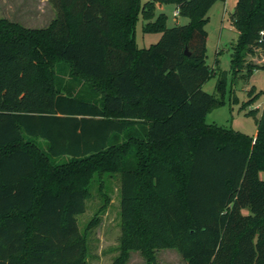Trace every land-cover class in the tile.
<instances>
[{
  "label": "trees",
  "instance_id": "obj_1",
  "mask_svg": "<svg viewBox=\"0 0 264 264\" xmlns=\"http://www.w3.org/2000/svg\"><path fill=\"white\" fill-rule=\"evenodd\" d=\"M47 2L45 27L0 18V264H83L75 216L93 184L108 200L103 174L119 180L110 264L129 251L158 264L159 249L186 264H264V105L253 137L204 121L224 103L202 89L216 0ZM156 3L188 22L167 27ZM139 15L142 32L161 34L148 47L134 41ZM231 24L234 77L264 70L245 61L264 51V0H236ZM62 67L92 96L60 91Z\"/></svg>",
  "mask_w": 264,
  "mask_h": 264
},
{
  "label": "rangeland",
  "instance_id": "obj_2",
  "mask_svg": "<svg viewBox=\"0 0 264 264\" xmlns=\"http://www.w3.org/2000/svg\"><path fill=\"white\" fill-rule=\"evenodd\" d=\"M144 1L146 0H139L140 4ZM235 3L236 0H216L206 14L205 62L214 68V73L202 84V89L208 93H215L224 103L213 107L206 114L204 121L253 137L256 133V119L259 118L264 105V70H252L246 74V69H242L236 77L230 71L232 45L237 38V30L231 24ZM175 8L172 3H162L161 9L156 7L155 14L165 13L167 27L186 24L187 17L173 16ZM53 16L54 11L47 0H0V18L23 27H45ZM142 23L144 21L139 15L134 25V41L137 47H148L156 43L161 34L142 32ZM263 60L264 51L258 48L245 56V61L256 64H262ZM219 72H224L222 89L215 91ZM53 73L60 91L82 97L92 96L93 92L87 79L72 77L63 67L55 68ZM101 181L108 200L104 202L97 191V184H93L85 200L83 211L75 216L79 234L86 248L83 264H110L118 254L120 234L118 174H103ZM167 250L156 251L158 264H186L185 261L179 263L174 255H161ZM124 264H145V262L138 251H129Z\"/></svg>",
  "mask_w": 264,
  "mask_h": 264
},
{
  "label": "crops",
  "instance_id": "obj_3",
  "mask_svg": "<svg viewBox=\"0 0 264 264\" xmlns=\"http://www.w3.org/2000/svg\"><path fill=\"white\" fill-rule=\"evenodd\" d=\"M156 7L159 8V9H161V4L156 3ZM173 250H175V249H173ZM175 251H172L171 249H168L167 252H164L161 255H163V254H166V255H174L176 257V259L178 260L179 263H181L182 261L184 262V260L182 259V257L178 253V251L177 250H175Z\"/></svg>",
  "mask_w": 264,
  "mask_h": 264
},
{
  "label": "built area",
  "instance_id": "obj_4",
  "mask_svg": "<svg viewBox=\"0 0 264 264\" xmlns=\"http://www.w3.org/2000/svg\"><path fill=\"white\" fill-rule=\"evenodd\" d=\"M178 15H179V11H178L177 9H175L174 12H173V16L176 17V16H178Z\"/></svg>",
  "mask_w": 264,
  "mask_h": 264
},
{
  "label": "water",
  "instance_id": "obj_5",
  "mask_svg": "<svg viewBox=\"0 0 264 264\" xmlns=\"http://www.w3.org/2000/svg\"><path fill=\"white\" fill-rule=\"evenodd\" d=\"M185 53L188 55L187 49L185 50Z\"/></svg>",
  "mask_w": 264,
  "mask_h": 264
}]
</instances>
